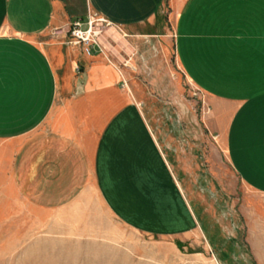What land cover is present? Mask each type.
<instances>
[{"label": "crops", "instance_id": "0c3cea01", "mask_svg": "<svg viewBox=\"0 0 264 264\" xmlns=\"http://www.w3.org/2000/svg\"><path fill=\"white\" fill-rule=\"evenodd\" d=\"M87 12L110 27L113 40L98 37L105 53L55 34ZM168 47L209 107L206 127L230 173L264 199V0H0V228L25 233L5 242L29 241V226L59 225L65 211L86 218L94 194L124 226L189 229L191 207L178 196L188 195L187 149L158 136L143 84ZM247 198L233 205L241 224L229 238L195 204L221 257L245 242ZM261 216L251 219L264 229Z\"/></svg>", "mask_w": 264, "mask_h": 264}, {"label": "rangeland", "instance_id": "374dc122", "mask_svg": "<svg viewBox=\"0 0 264 264\" xmlns=\"http://www.w3.org/2000/svg\"><path fill=\"white\" fill-rule=\"evenodd\" d=\"M109 28L104 23L97 25L101 36L107 35ZM107 36L113 40L111 33ZM153 55L150 71L143 75L149 96L146 105L152 109L150 119L159 137L185 143L187 150L182 155L183 164L185 160L189 167V173H184L188 195L179 192L178 196L186 197L190 204L193 214L189 210V229L180 231L173 226L166 232L158 227L154 232L124 226L94 194L86 218L84 211L81 217L79 210L75 216L73 210L65 211L59 225L29 226L27 242H5L6 233L24 237V227H15L14 231L12 227L0 228V264H260V257L264 256V229L260 227V216L251 219V215L264 217V199L246 194L238 178L230 173L219 136L206 127L209 107L177 68L174 51L168 47L165 56L160 50ZM110 60L113 62L112 56ZM174 174L179 179L178 173ZM246 197L251 205L244 211L248 225L245 242L234 245L239 252L235 257H221L215 253L209 233L198 226L195 204L205 205L206 217H214L222 234L229 238L235 229L232 222H240L233 205ZM177 214L180 210L174 209V215ZM7 250L14 255L4 257Z\"/></svg>", "mask_w": 264, "mask_h": 264}, {"label": "built area", "instance_id": "2783aa9c", "mask_svg": "<svg viewBox=\"0 0 264 264\" xmlns=\"http://www.w3.org/2000/svg\"><path fill=\"white\" fill-rule=\"evenodd\" d=\"M103 23L107 25L104 19L88 15L85 21L81 19L74 20L64 34L70 37L69 44L83 47L87 54H90L91 51L102 53L103 48L98 40L100 30L97 29V25ZM55 34L61 35L62 33L59 31Z\"/></svg>", "mask_w": 264, "mask_h": 264}]
</instances>
